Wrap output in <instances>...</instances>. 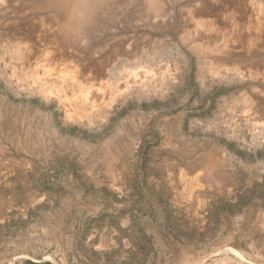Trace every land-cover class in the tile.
<instances>
[{
  "label": "rangeland",
  "instance_id": "rangeland-1",
  "mask_svg": "<svg viewBox=\"0 0 264 264\" xmlns=\"http://www.w3.org/2000/svg\"><path fill=\"white\" fill-rule=\"evenodd\" d=\"M92 9L0 0V264H264V0Z\"/></svg>",
  "mask_w": 264,
  "mask_h": 264
},
{
  "label": "bare ground",
  "instance_id": "bare-ground-1",
  "mask_svg": "<svg viewBox=\"0 0 264 264\" xmlns=\"http://www.w3.org/2000/svg\"><path fill=\"white\" fill-rule=\"evenodd\" d=\"M55 1H57L59 5H61L62 11L64 10L70 15L69 22L67 24L65 23L62 24V27L73 26L75 27V32L78 33L81 30L82 27L81 23L85 13L93 10L92 7L95 6L98 0H55Z\"/></svg>",
  "mask_w": 264,
  "mask_h": 264
}]
</instances>
